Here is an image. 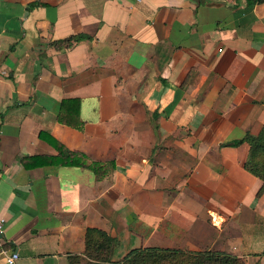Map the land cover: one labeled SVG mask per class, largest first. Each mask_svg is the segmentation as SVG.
<instances>
[{
	"label": "crops",
	"instance_id": "0c3cea01",
	"mask_svg": "<svg viewBox=\"0 0 264 264\" xmlns=\"http://www.w3.org/2000/svg\"><path fill=\"white\" fill-rule=\"evenodd\" d=\"M263 127L264 4L0 0V264H70L89 228L114 262L158 247L264 264L263 182L233 145ZM55 142L115 169L24 167Z\"/></svg>",
	"mask_w": 264,
	"mask_h": 264
},
{
	"label": "trees",
	"instance_id": "16d2710c",
	"mask_svg": "<svg viewBox=\"0 0 264 264\" xmlns=\"http://www.w3.org/2000/svg\"><path fill=\"white\" fill-rule=\"evenodd\" d=\"M246 8L264 4V0H245ZM89 39L82 35L73 36L61 43L72 44ZM66 102H63V107ZM62 107V110H63ZM60 122H62L59 116ZM249 145V156L245 163V169L263 182L264 190V127L254 135L247 133L234 146ZM59 155L52 158L32 157L23 158L22 163L28 168L29 162L44 160L39 166L53 165L64 167H78L91 170L98 177H104L115 169V163L87 162L83 154L72 152L59 143H54ZM117 243L107 232L96 228H89L85 237V252L82 255L69 257L70 264H245L241 257L219 251L190 252L179 249L166 248H141L132 250L122 261L114 262L113 253Z\"/></svg>",
	"mask_w": 264,
	"mask_h": 264
},
{
	"label": "built area",
	"instance_id": "2783aa9c",
	"mask_svg": "<svg viewBox=\"0 0 264 264\" xmlns=\"http://www.w3.org/2000/svg\"><path fill=\"white\" fill-rule=\"evenodd\" d=\"M4 219H0V235L4 233ZM18 259V252H13L12 255L8 258V264H15L16 260Z\"/></svg>",
	"mask_w": 264,
	"mask_h": 264
}]
</instances>
